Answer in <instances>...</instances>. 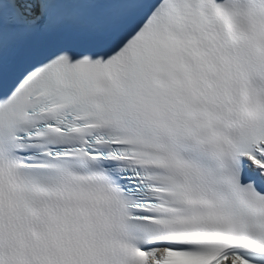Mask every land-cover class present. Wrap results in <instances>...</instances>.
I'll return each mask as SVG.
<instances>
[{
    "label": "snow or ice",
    "instance_id": "6c2138e0",
    "mask_svg": "<svg viewBox=\"0 0 264 264\" xmlns=\"http://www.w3.org/2000/svg\"><path fill=\"white\" fill-rule=\"evenodd\" d=\"M0 264H264V0H0Z\"/></svg>",
    "mask_w": 264,
    "mask_h": 264
}]
</instances>
